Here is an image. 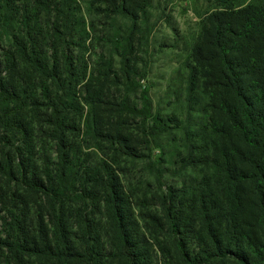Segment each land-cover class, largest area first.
I'll list each match as a JSON object with an SVG mask.
<instances>
[{
    "label": "trees",
    "instance_id": "trees-1",
    "mask_svg": "<svg viewBox=\"0 0 264 264\" xmlns=\"http://www.w3.org/2000/svg\"><path fill=\"white\" fill-rule=\"evenodd\" d=\"M92 1L128 19L131 34L151 4ZM222 1V9L203 21L188 78L189 98L199 82L209 98L202 139L211 154L199 147V132L189 127L179 170L216 169L215 186L202 179L191 192L199 207L193 201L190 214L181 217L173 213L189 188H168L159 197L164 218L152 219L159 233L175 236L184 264H258L257 255L264 254V0ZM79 11L77 0H0V264H31L32 259L40 264H114L103 260L105 238L112 240V258L116 247L123 263L146 264L148 253L142 247H152L137 231L140 221L150 229L151 218L134 215L132 196L117 171L106 161L87 165L81 156L90 154L77 144L89 133L98 142L86 143V149L106 144L135 157L129 121L139 119L144 125L138 145L169 132L177 119L153 114L147 89L137 108L106 87L134 80L127 57L134 49L131 37L125 42L121 77L109 76V64L106 73L99 72L102 77L88 75V64L79 63L71 49L86 50L91 35L85 18L77 17ZM77 28L81 37L75 41ZM4 33L6 47L1 44ZM81 87L84 93L78 91ZM49 148H54V158ZM152 170L162 172L155 164ZM179 233L200 242V255L191 254L184 238L177 239ZM159 236L156 230L151 240L163 251Z\"/></svg>",
    "mask_w": 264,
    "mask_h": 264
},
{
    "label": "rangeland",
    "instance_id": "rangeland-1",
    "mask_svg": "<svg viewBox=\"0 0 264 264\" xmlns=\"http://www.w3.org/2000/svg\"><path fill=\"white\" fill-rule=\"evenodd\" d=\"M77 1L80 6L77 17L85 18L87 30L91 31V35L85 42L86 50L74 45L71 49L79 58V63L83 60L88 64V75L93 73L95 77H102L99 72L106 73L109 64L111 66L109 76L112 78L117 74L121 77L124 67L125 42L131 37L134 49L127 51V57H129L130 74L134 80L128 86L116 87L114 84H107L106 87L110 94L121 97V100L137 108H140L141 91L147 89L152 103V113L160 114L164 118L177 119V122L170 123L169 132L162 134L159 138H149V143L140 142L138 145H136V140H141L144 125L139 119H130L128 129L131 137L128 138H131L129 144L135 148V152H132L136 155L135 157L128 156V150L124 153L115 148L111 149L106 144H101L100 148L86 149V143L94 145L98 140L89 133L82 135L77 145H80L81 149L85 147L83 152L89 153L90 156L88 158L81 156V158L90 166H101V161H106L107 165L117 171L123 187L132 196L134 215L145 214L151 218L150 229H146V223L138 220L141 225L137 230L138 235L139 233L144 234L145 238L152 243V247L149 245L142 247V251L148 253L145 263L184 264L174 242L175 236L172 238L170 235L165 236V233H159V226L156 225L157 223L154 224L152 219L156 216L164 218L159 197L168 188L172 187L177 190L189 188L187 196H179L177 199L176 211L173 213L174 217H181L182 214H190L187 208L192 205L193 201H196L199 207L197 194H191V192L197 184L202 182V179L210 181L215 186L216 169L201 167L184 172L179 170L180 161L185 152L181 148L182 138L189 127L199 132L197 133L200 138L199 147L206 148L205 153L209 156L211 154L208 141L202 139V131L208 130L209 119L206 105L209 98L200 82L189 98L188 78L191 68L195 66L193 51L202 35L203 21L208 14L221 10L223 1L151 0L147 12L140 16L138 29L133 34H131V22L120 15L108 13L105 4L98 2L95 4L92 0ZM77 31L73 36L75 41L80 40L81 37L79 28ZM7 39L8 34H2L1 44L5 47L8 44ZM78 91L84 93L82 87ZM84 112L86 115L87 108ZM49 154L54 158V148H49ZM153 164L159 171L157 173L162 171L160 174L152 170ZM195 212L198 213V211ZM107 215V213L103 215V223ZM156 230L160 235L157 239L163 246V251L156 248L151 240ZM108 232L111 234L112 231L109 229ZM176 237L177 239L184 238L185 246L191 254L200 255L198 254L202 249L200 242L192 234L183 236L179 233ZM105 243L107 246L103 260L114 264H125L120 261L116 247L114 248L115 257L108 255L111 252V238H105ZM139 259L140 262H144L142 257ZM31 261V264H40L36 259ZM256 262L264 264V254H258ZM227 264H239V262H228Z\"/></svg>",
    "mask_w": 264,
    "mask_h": 264
}]
</instances>
